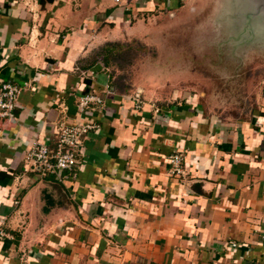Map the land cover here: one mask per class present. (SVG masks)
<instances>
[{
	"label": "crops",
	"instance_id": "1",
	"mask_svg": "<svg viewBox=\"0 0 264 264\" xmlns=\"http://www.w3.org/2000/svg\"><path fill=\"white\" fill-rule=\"evenodd\" d=\"M262 2L0 0V85L22 87L16 118L0 120V264H264V85L250 111L231 115L202 93L159 101L144 85L123 91L99 59L115 34L146 33L147 19L168 13L174 28L202 19L240 26L231 41L264 43ZM262 49L250 58L264 64ZM197 57L209 74L230 72L225 61L209 65L207 49ZM256 64L252 73L264 74ZM89 91L104 100L80 111ZM87 118L100 127L74 170L26 168L34 140L54 147L61 122ZM176 152L184 176L171 173Z\"/></svg>",
	"mask_w": 264,
	"mask_h": 264
},
{
	"label": "rangeland",
	"instance_id": "2",
	"mask_svg": "<svg viewBox=\"0 0 264 264\" xmlns=\"http://www.w3.org/2000/svg\"><path fill=\"white\" fill-rule=\"evenodd\" d=\"M173 19L170 13L147 19L146 33L128 34L121 30L112 41L100 45L99 59L110 67L116 86L126 91L144 85L147 99L158 97L159 101H173L186 92L202 93L206 98L214 97L215 102H227L231 115L250 111L255 105V88L264 85V74L252 73L256 61L260 67L264 64L255 57L250 58V54L263 50L264 43L231 41L241 37L238 25L206 26L201 19L195 26L174 28ZM258 29L255 32L261 35ZM225 36L228 40H221ZM203 49H207V55L213 60L209 65L222 66L225 61L230 72L207 73V67L199 64L203 59L197 57ZM223 54L226 58L214 59ZM189 65L197 72H178Z\"/></svg>",
	"mask_w": 264,
	"mask_h": 264
},
{
	"label": "built area",
	"instance_id": "3",
	"mask_svg": "<svg viewBox=\"0 0 264 264\" xmlns=\"http://www.w3.org/2000/svg\"><path fill=\"white\" fill-rule=\"evenodd\" d=\"M120 2L121 0H115ZM22 87L14 80L3 81L0 85V120L15 119L19 95ZM135 106L142 108L144 101L140 93H136ZM103 96L95 91L83 93L77 103L80 111L85 112L94 103H102ZM100 127L97 121L87 118L73 124L61 122L58 126V137L54 147L49 143L36 139L28 149L25 157V166L41 177L59 175L65 170H74L78 165V155L86 134ZM182 153L171 155V173L186 175ZM8 236V233L0 226V240Z\"/></svg>",
	"mask_w": 264,
	"mask_h": 264
},
{
	"label": "water",
	"instance_id": "4",
	"mask_svg": "<svg viewBox=\"0 0 264 264\" xmlns=\"http://www.w3.org/2000/svg\"><path fill=\"white\" fill-rule=\"evenodd\" d=\"M263 2L261 3V9L263 8L264 9V0H262Z\"/></svg>",
	"mask_w": 264,
	"mask_h": 264
}]
</instances>
